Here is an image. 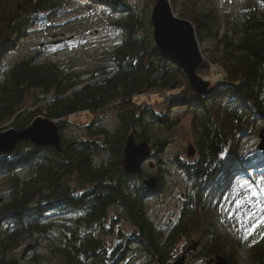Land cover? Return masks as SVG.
<instances>
[{"label": "trees", "instance_id": "obj_1", "mask_svg": "<svg viewBox=\"0 0 264 264\" xmlns=\"http://www.w3.org/2000/svg\"><path fill=\"white\" fill-rule=\"evenodd\" d=\"M81 1L108 11L122 33L119 43L102 52L111 66H95L86 76L74 65L37 60L38 53L5 67V56L36 25L48 28L57 8L51 0H0V127L9 122L0 129L21 131L41 116L57 126L61 147L20 140L0 152L6 196L0 204V264H126L132 255L138 256L135 264H172L179 242L193 237L200 258L220 255L237 264L236 248L215 228V202L230 178L264 169L258 148L239 151L243 137L264 124V13L243 5L236 16L220 18L205 0H169L172 7L181 1L176 15L191 22L198 42L213 40L196 69L208 82L200 95L154 44L150 9L156 0ZM171 107L193 113L195 138L191 159L172 160L187 190L176 221L164 231L146 212L148 200L162 191L161 175L149 190L143 184L148 175L142 168L125 173L122 158L132 133L135 142H147V162L154 157L161 163L158 155L171 140L152 141L147 132L153 125H177L168 116ZM107 111L116 117L114 129L101 122ZM80 113L89 117L78 125L80 135L65 136ZM123 220L127 232L120 229ZM54 230L60 238L44 252L39 242ZM113 234L115 245L108 249L106 239ZM30 241L23 254L21 245ZM250 257L264 264V235L250 246Z\"/></svg>", "mask_w": 264, "mask_h": 264}, {"label": "rangeland", "instance_id": "obj_2", "mask_svg": "<svg viewBox=\"0 0 264 264\" xmlns=\"http://www.w3.org/2000/svg\"><path fill=\"white\" fill-rule=\"evenodd\" d=\"M205 1L204 6L212 9L220 18L224 13L236 16L243 5L254 6L259 14L264 13V0ZM180 2L173 7L171 6L175 16H177ZM51 3L55 4L57 11L50 18V26L47 28L42 24L36 25L32 33L23 37L18 49L5 56L3 65L7 67L16 60L38 53L37 60H53L66 67L74 65L77 70L84 72L85 76L95 66L105 64L111 66L104 59L102 52L111 49L122 40V33L111 25L112 15L108 11L81 0H51ZM137 4L141 5L138 1ZM225 29L221 20L220 36L224 34ZM212 46L213 40L210 38L198 42V49L203 60L210 54ZM33 108L30 107L29 109ZM173 108L171 107L168 110L170 119L173 122H178L173 129L153 125L147 132L152 141L159 137L171 140L163 152L158 155L161 163H158L156 158L151 157L150 163L152 166L149 165L147 160H144L145 162L141 166L145 174L148 175L145 179L156 176L159 172L163 180L161 193L148 200L146 212L148 217L164 231L170 229L176 221L181 201L187 190L185 178L172 160H175V158L187 161L191 159L189 154L192 151L190 148H193L195 138L191 126L193 113L184 111L185 109L182 107ZM100 118L102 119L101 122L109 129H114L117 126L116 117L111 111H107ZM88 119L89 117L83 113L73 116L71 118L73 125L66 129L64 135L79 136L81 131L78 125L82 126L84 121L86 122ZM8 123L3 124L0 128L7 126ZM1 131L4 130L0 129ZM262 134L264 135V124L255 126L241 140L239 144L240 153L249 148H257ZM99 161L100 158L97 157L95 162L98 163ZM260 177H264V169L258 171L253 168L247 172L243 171V174L238 178H230L225 187L220 190L219 197L215 202V213L218 214L217 219L219 220L215 228L227 236L230 244L236 248L238 252L237 264H253L250 257V246L264 235V222H260L264 219V211H261L260 207L257 206L258 204L264 205V191H262L264 184L259 182ZM2 184L3 182L0 180V204L6 200ZM254 224L258 226L255 227V230L249 231ZM119 226L124 232L130 229L128 222L124 220ZM58 238H60V231H52L47 238L49 241L42 239L39 242V248L45 252L44 247L49 248L51 243L55 244L57 242ZM115 240V234L107 237L108 249L114 247ZM31 243L32 241L21 245L20 250L23 251V254L31 248ZM199 248V241L196 237L190 240H181L175 249L172 264L180 256L184 257L183 264H206L210 258L215 257L200 258L198 256ZM137 260V255L129 256L126 264H135Z\"/></svg>", "mask_w": 264, "mask_h": 264}, {"label": "water", "instance_id": "obj_3", "mask_svg": "<svg viewBox=\"0 0 264 264\" xmlns=\"http://www.w3.org/2000/svg\"><path fill=\"white\" fill-rule=\"evenodd\" d=\"M153 39L160 54L175 62L187 76L191 89L197 94H204L208 82L196 73L203 58L198 49V41L191 22L174 15L169 0H156L150 13ZM257 148L264 154V135H260ZM20 140L29 141L35 145L52 146L60 151V136L55 123L44 117L37 116L32 123L21 131L7 129L0 132V152L13 148ZM150 156L147 142H135L130 133L123 149L122 166L127 174H134L141 168L142 163ZM152 166L151 163H149ZM149 189L157 188L158 179L152 176L143 181ZM195 245V244H194ZM193 245V246H194ZM194 248V247H191ZM184 257L180 256L173 264H183ZM162 264V263H159ZM206 264H233L223 256L210 258Z\"/></svg>", "mask_w": 264, "mask_h": 264}, {"label": "snow or ice", "instance_id": "obj_4", "mask_svg": "<svg viewBox=\"0 0 264 264\" xmlns=\"http://www.w3.org/2000/svg\"><path fill=\"white\" fill-rule=\"evenodd\" d=\"M259 182L260 183H262V184H264V177H260L259 178ZM245 183H247V182H245ZM262 191H264V189H262ZM255 194V193H254ZM258 207H260V209H261V211H264V205H257ZM250 215H252L251 213H250ZM260 222H264V219H262ZM258 225H252L251 226V228L249 229V231H253V230H255V227H257Z\"/></svg>", "mask_w": 264, "mask_h": 264}]
</instances>
